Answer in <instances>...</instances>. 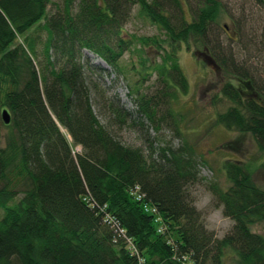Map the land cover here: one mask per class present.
<instances>
[{
  "label": "trees",
  "instance_id": "trees-1",
  "mask_svg": "<svg viewBox=\"0 0 264 264\" xmlns=\"http://www.w3.org/2000/svg\"><path fill=\"white\" fill-rule=\"evenodd\" d=\"M254 1L262 14L233 21V45L220 37L231 13L223 0H0V110L10 115L7 124L0 115V264H227L226 255L264 264V235L251 229L264 220V186L247 163L225 159L228 184H209L233 220L216 238L189 192L199 181L194 148L149 133L174 119L170 100L188 88L177 51L192 41L196 56L234 78L221 83L232 104L215 123L249 133L264 154V0ZM136 5L160 33L125 31ZM133 45L131 69L156 72L163 87L128 107L113 84ZM149 48L159 62L145 64ZM114 127L142 132L143 146ZM144 205L157 208L161 231Z\"/></svg>",
  "mask_w": 264,
  "mask_h": 264
},
{
  "label": "rangeland",
  "instance_id": "rangeland-1",
  "mask_svg": "<svg viewBox=\"0 0 264 264\" xmlns=\"http://www.w3.org/2000/svg\"><path fill=\"white\" fill-rule=\"evenodd\" d=\"M223 2L227 4V9L231 13L225 14L219 20L220 37L225 43L230 42L237 45L238 37L235 40L230 39L235 37L233 21L245 16L251 25L253 19L260 18L262 12L254 0H223ZM52 7L49 8V13L54 10ZM224 25H227L228 28H225ZM125 31L137 36L161 32L157 25L139 12L137 5L133 7L132 16L125 25ZM134 47L138 48L137 45H133L132 50L125 53L122 58V63L127 66V72L117 78L113 84V90L128 107H132L131 99H134L137 92L153 94L155 90L163 87L156 72L147 76L143 71L140 74L131 69V59L132 62H136L138 57ZM196 48L198 47L194 45V42L189 41V47L181 44L177 51V60L188 81L187 90L185 92L178 90L174 98L170 100L172 116L177 123H173L174 119L172 120L170 116L171 119L169 118L168 121L170 124H162L157 130L150 129L149 133L162 144H171L177 147L187 141V144L194 148L198 158L199 181L189 188L190 196L194 199L197 209L201 211L206 227L213 232L216 238H222L231 229L233 220L223 214L222 207L217 205V201L209 189V184L217 183L221 186L228 184L223 170V162L229 158L247 163L254 181L260 186H264V154L259 151L254 138L249 133H240L215 123L216 113L225 110L232 104L220 95L221 83L233 77L207 63L204 54L198 53L196 56L193 52ZM146 52L145 64L151 61H160L157 51L149 48L146 49ZM260 65L258 64V66ZM143 75L146 76V79L141 80ZM112 81V77H108L107 85H111ZM93 107L100 121L105 122L104 116L100 114L95 104ZM113 131L123 143L143 146L140 136L142 132L129 127L122 129L114 127ZM75 148L79 152L80 147L76 146ZM2 212L3 210L0 208V216ZM251 229L264 235V220L253 223ZM225 259L227 264H232L233 257L226 255Z\"/></svg>",
  "mask_w": 264,
  "mask_h": 264
},
{
  "label": "built area",
  "instance_id": "built-area-1",
  "mask_svg": "<svg viewBox=\"0 0 264 264\" xmlns=\"http://www.w3.org/2000/svg\"><path fill=\"white\" fill-rule=\"evenodd\" d=\"M142 197H143V195L139 194L137 196V199L140 200ZM144 209L147 213L151 214L154 217V221L158 224V231H161L162 230V225H161L162 218L159 215L157 208L155 206H152V205H144ZM106 219L111 223L112 227L116 231H118L119 235L124 238V240L126 241L127 247L132 251V253L137 254L138 251L135 248L131 238H129L126 235L125 230L122 227H118L117 221L114 220V218L111 217L109 214L106 215Z\"/></svg>",
  "mask_w": 264,
  "mask_h": 264
},
{
  "label": "water",
  "instance_id": "water-1",
  "mask_svg": "<svg viewBox=\"0 0 264 264\" xmlns=\"http://www.w3.org/2000/svg\"><path fill=\"white\" fill-rule=\"evenodd\" d=\"M1 118L4 121V123H6V124L9 123L10 115H9V113H8V111L6 109H3L1 111Z\"/></svg>",
  "mask_w": 264,
  "mask_h": 264
}]
</instances>
